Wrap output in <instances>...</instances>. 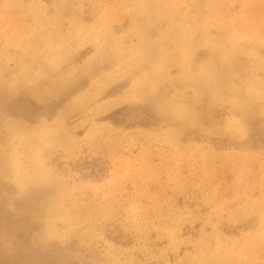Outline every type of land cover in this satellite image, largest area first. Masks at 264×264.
<instances>
[{
  "label": "rangeland",
  "instance_id": "1",
  "mask_svg": "<svg viewBox=\"0 0 264 264\" xmlns=\"http://www.w3.org/2000/svg\"><path fill=\"white\" fill-rule=\"evenodd\" d=\"M0 264H264V0H0Z\"/></svg>",
  "mask_w": 264,
  "mask_h": 264
},
{
  "label": "bare ground",
  "instance_id": "2",
  "mask_svg": "<svg viewBox=\"0 0 264 264\" xmlns=\"http://www.w3.org/2000/svg\"><path fill=\"white\" fill-rule=\"evenodd\" d=\"M50 115V114H49Z\"/></svg>",
  "mask_w": 264,
  "mask_h": 264
}]
</instances>
